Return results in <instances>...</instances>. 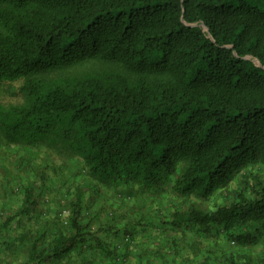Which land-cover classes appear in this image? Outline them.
Instances as JSON below:
<instances>
[{"label":"trees","instance_id":"16d2710c","mask_svg":"<svg viewBox=\"0 0 264 264\" xmlns=\"http://www.w3.org/2000/svg\"><path fill=\"white\" fill-rule=\"evenodd\" d=\"M16 81L23 102L0 104L4 144L52 149L99 183L150 190L181 162L172 192L207 200L264 164V0H0V85ZM254 182L177 222L246 229L228 236L255 244L264 181ZM70 205L66 233L34 240L21 264L99 246L102 227L82 223L80 197Z\"/></svg>","mask_w":264,"mask_h":264},{"label":"rangeland","instance_id":"374dc122","mask_svg":"<svg viewBox=\"0 0 264 264\" xmlns=\"http://www.w3.org/2000/svg\"><path fill=\"white\" fill-rule=\"evenodd\" d=\"M21 84L0 85V104L22 103ZM183 166L178 162L150 190L138 183L103 184L89 178L76 160L52 149L7 146L0 137V264H21L34 240L47 245L56 230L66 233L68 208L79 197L85 204L82 223L90 222L93 233L102 227L96 233L100 244L90 240L46 264H264V230L255 244L241 246L228 234L246 229L204 231L178 223L176 217L190 208L214 211L232 202L238 191L249 195L256 178L264 181V164L246 168L207 200L172 192Z\"/></svg>","mask_w":264,"mask_h":264}]
</instances>
